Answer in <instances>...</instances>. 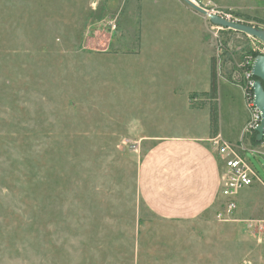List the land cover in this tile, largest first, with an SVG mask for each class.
I'll return each mask as SVG.
<instances>
[{
  "label": "rangeland",
  "instance_id": "rangeland-1",
  "mask_svg": "<svg viewBox=\"0 0 264 264\" xmlns=\"http://www.w3.org/2000/svg\"><path fill=\"white\" fill-rule=\"evenodd\" d=\"M194 20L216 56L208 17ZM144 22L140 0H0V264H264L260 182L240 191L229 221L215 205L162 219L142 199L140 164L156 142L146 137L204 127L170 97L169 78L144 70ZM220 35V72L239 79L259 40ZM220 83L225 128L246 109ZM246 157L264 182L262 158Z\"/></svg>",
  "mask_w": 264,
  "mask_h": 264
},
{
  "label": "crops",
  "instance_id": "crops-1",
  "mask_svg": "<svg viewBox=\"0 0 264 264\" xmlns=\"http://www.w3.org/2000/svg\"><path fill=\"white\" fill-rule=\"evenodd\" d=\"M213 2L218 9L264 19V0ZM140 7L146 27L141 36L142 50L138 58L143 56L147 59L144 70L169 78L167 90L170 97L183 96L188 117L194 119L195 114H202L204 127L201 132L187 128V132L158 133L146 137L156 142L141 160L138 187L145 204L158 217L175 221L191 220L211 209L220 198L222 162L208 139L219 134L238 143L248 119V111L241 86L235 82L237 76L219 74L218 99L220 82L223 81L236 88L244 102L246 114L223 128L219 112L217 133L212 135L208 99L202 93L209 91L210 60L214 55H211L210 44L202 39V24L194 20L200 13L183 0H140ZM203 82L206 86L201 88ZM198 98L206 101L205 106L192 107L190 101L197 102ZM245 147L264 152V145L256 142V138L248 139ZM260 156L257 154L254 157Z\"/></svg>",
  "mask_w": 264,
  "mask_h": 264
},
{
  "label": "built area",
  "instance_id": "built-area-1",
  "mask_svg": "<svg viewBox=\"0 0 264 264\" xmlns=\"http://www.w3.org/2000/svg\"><path fill=\"white\" fill-rule=\"evenodd\" d=\"M197 7L205 10L207 14H217L228 20L238 21L233 17L230 10L218 9L213 0H188ZM210 23V22H209ZM213 38L217 45L216 58H219V51L224 48V40L220 33L225 30L220 26L210 23ZM253 51L258 54H264V43L258 41L254 45ZM254 56L249 54L244 57L239 66L241 74L239 84L241 86L245 106L248 111V119L243 127L241 139L238 143H234L216 134L208 139L210 146L214 149L221 158V174H220V199L215 205L214 215L220 221H229L233 219V214L238 208L240 191L245 187L252 185L255 181L260 182L263 187L264 183L259 179L257 173L246 157L245 151L253 156L257 154L264 159V152H259L255 149H246L245 144L247 140L256 138V128L261 122V116L258 107L253 100V84L256 78L252 75L251 65ZM256 142L264 145V128L262 139Z\"/></svg>",
  "mask_w": 264,
  "mask_h": 264
},
{
  "label": "water",
  "instance_id": "water-1",
  "mask_svg": "<svg viewBox=\"0 0 264 264\" xmlns=\"http://www.w3.org/2000/svg\"><path fill=\"white\" fill-rule=\"evenodd\" d=\"M183 1L192 9L207 16L211 24L220 26L224 29H231L237 32L244 33L264 43V28H260L249 23L228 20L217 14H207L205 10L197 7L190 1ZM251 72L252 75L256 78L253 84V100L254 104L258 107L261 116V122L256 128V140L260 141L262 139L264 128V54H257L256 56H254L251 65Z\"/></svg>",
  "mask_w": 264,
  "mask_h": 264
},
{
  "label": "trees",
  "instance_id": "trees-1",
  "mask_svg": "<svg viewBox=\"0 0 264 264\" xmlns=\"http://www.w3.org/2000/svg\"><path fill=\"white\" fill-rule=\"evenodd\" d=\"M231 11V10H230ZM238 16H243L247 20L254 21L256 23L264 24V19H260L257 17H252L250 15L236 13L231 11ZM231 30V29H228ZM258 53H252L253 56H256ZM221 74L220 69L217 64L216 56H212L210 60V81H209V91L202 93L208 99V106H209V120H210V133L212 135L217 133L218 129V107H217V97H218V76ZM240 78H236L235 82H239Z\"/></svg>",
  "mask_w": 264,
  "mask_h": 264
}]
</instances>
